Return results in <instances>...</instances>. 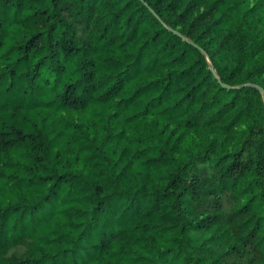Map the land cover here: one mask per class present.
I'll list each match as a JSON object with an SVG mask.
<instances>
[{
    "label": "trees",
    "instance_id": "1",
    "mask_svg": "<svg viewBox=\"0 0 264 264\" xmlns=\"http://www.w3.org/2000/svg\"><path fill=\"white\" fill-rule=\"evenodd\" d=\"M0 264H264V0H0Z\"/></svg>",
    "mask_w": 264,
    "mask_h": 264
}]
</instances>
